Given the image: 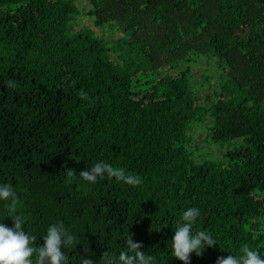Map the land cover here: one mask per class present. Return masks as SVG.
Returning <instances> with one entry per match:
<instances>
[{
  "label": "trees",
  "instance_id": "16d2710c",
  "mask_svg": "<svg viewBox=\"0 0 264 264\" xmlns=\"http://www.w3.org/2000/svg\"><path fill=\"white\" fill-rule=\"evenodd\" d=\"M97 161L141 182L83 180ZM0 183L35 246L56 221L78 234L68 264L131 236L185 264L170 239L190 206L217 244L189 264L264 253V0H0Z\"/></svg>",
  "mask_w": 264,
  "mask_h": 264
},
{
  "label": "clouds",
  "instance_id": "9594fccd",
  "mask_svg": "<svg viewBox=\"0 0 264 264\" xmlns=\"http://www.w3.org/2000/svg\"><path fill=\"white\" fill-rule=\"evenodd\" d=\"M14 83L9 81V84ZM69 177L76 174L75 170L67 169ZM115 177L130 185H138L140 177L126 172L122 167H114L112 164L97 161L79 172V176L86 181H96L98 176ZM0 201H4L8 208L5 217L12 218V225H6L0 219V264H68L66 249L77 244V233L69 230L63 221H56L47 226L42 236L43 243L35 246L36 237L25 230L26 217L16 211L17 193L8 184L0 183ZM197 206L186 207L180 219L176 221L174 234L171 237V251L173 256L189 264L190 253L200 254L205 245L217 244L216 238L208 231L194 229V224L200 216ZM157 224L155 228H158ZM127 250L113 256L105 251L100 259L102 264H156V257L152 254H144L140 251V244L132 239L126 241ZM82 257L81 264H97L93 259ZM215 264H264V253L257 248L243 243L239 247V254H229L226 257H217Z\"/></svg>",
  "mask_w": 264,
  "mask_h": 264
},
{
  "label": "rangeland",
  "instance_id": "374dc122",
  "mask_svg": "<svg viewBox=\"0 0 264 264\" xmlns=\"http://www.w3.org/2000/svg\"><path fill=\"white\" fill-rule=\"evenodd\" d=\"M82 24H86L87 26H89L90 27V23L88 22V20L86 19V18H80L78 21H77V26L76 27H78V26H80V25H82ZM202 66H203V68L205 69L206 68V66L204 65V64H202ZM195 137H193V139L195 140V139H197V137H200V135H203L204 134V128H198V129H195ZM229 145H227V147H228ZM220 146H218V145H213V146H210V147H208V150L210 151H212V153H215V154H218V152H219V150H218V148H219ZM202 151V149L200 150V152Z\"/></svg>",
  "mask_w": 264,
  "mask_h": 264
}]
</instances>
